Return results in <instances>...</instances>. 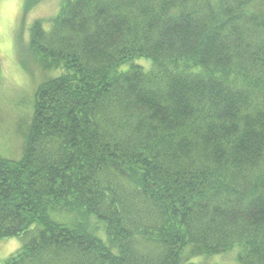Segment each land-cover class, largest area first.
Wrapping results in <instances>:
<instances>
[{
    "label": "trees",
    "instance_id": "obj_1",
    "mask_svg": "<svg viewBox=\"0 0 264 264\" xmlns=\"http://www.w3.org/2000/svg\"><path fill=\"white\" fill-rule=\"evenodd\" d=\"M24 49L56 75L0 154V264H264V0H63Z\"/></svg>",
    "mask_w": 264,
    "mask_h": 264
},
{
    "label": "rangeland",
    "instance_id": "obj_2",
    "mask_svg": "<svg viewBox=\"0 0 264 264\" xmlns=\"http://www.w3.org/2000/svg\"><path fill=\"white\" fill-rule=\"evenodd\" d=\"M63 0H44L26 11L24 0H0V154L14 158L23 148L38 87L56 75L26 53L29 29L55 17ZM18 238L0 241V261L20 249Z\"/></svg>",
    "mask_w": 264,
    "mask_h": 264
}]
</instances>
